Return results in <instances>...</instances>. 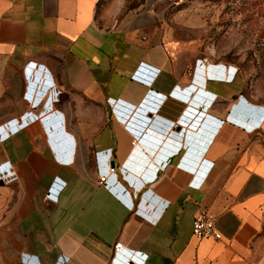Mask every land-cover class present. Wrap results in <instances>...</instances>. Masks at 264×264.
<instances>
[{
  "label": "crops",
  "instance_id": "1",
  "mask_svg": "<svg viewBox=\"0 0 264 264\" xmlns=\"http://www.w3.org/2000/svg\"><path fill=\"white\" fill-rule=\"evenodd\" d=\"M173 26L0 0V264H264V102ZM39 66L59 125L33 118ZM202 209L220 239L193 235Z\"/></svg>",
  "mask_w": 264,
  "mask_h": 264
},
{
  "label": "rangeland",
  "instance_id": "2",
  "mask_svg": "<svg viewBox=\"0 0 264 264\" xmlns=\"http://www.w3.org/2000/svg\"><path fill=\"white\" fill-rule=\"evenodd\" d=\"M121 1L123 13L141 12L145 18L165 20L174 25L176 36L200 41L212 59L235 67L236 77L247 83V96L264 102V0ZM37 69L43 71V78L34 74L28 91L32 109H37L33 118L56 120L59 125L61 116L54 109L59 91L51 85L47 69Z\"/></svg>",
  "mask_w": 264,
  "mask_h": 264
},
{
  "label": "built area",
  "instance_id": "3",
  "mask_svg": "<svg viewBox=\"0 0 264 264\" xmlns=\"http://www.w3.org/2000/svg\"><path fill=\"white\" fill-rule=\"evenodd\" d=\"M195 110V109H193ZM196 111V110H195ZM189 119L188 117H182L179 121L182 124H187L186 121ZM193 124L197 123L196 120L192 121ZM175 124L173 121H169V126L172 127ZM191 127L192 123L190 124ZM114 174V168L109 167L105 172L98 175V183L101 185H107L109 175ZM57 186L52 187L53 191H57ZM51 192L46 194L47 197H50ZM192 233L197 238H213L220 239L221 233L218 231L215 225V215L207 209H202L193 219L192 222ZM121 247V243L115 244V249H119ZM125 264H133L130 261H126Z\"/></svg>",
  "mask_w": 264,
  "mask_h": 264
},
{
  "label": "trees",
  "instance_id": "4",
  "mask_svg": "<svg viewBox=\"0 0 264 264\" xmlns=\"http://www.w3.org/2000/svg\"><path fill=\"white\" fill-rule=\"evenodd\" d=\"M235 74H236V72H235Z\"/></svg>",
  "mask_w": 264,
  "mask_h": 264
}]
</instances>
